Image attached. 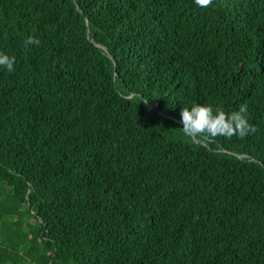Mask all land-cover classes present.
Instances as JSON below:
<instances>
[{"label":"trees","instance_id":"16d2710c","mask_svg":"<svg viewBox=\"0 0 264 264\" xmlns=\"http://www.w3.org/2000/svg\"><path fill=\"white\" fill-rule=\"evenodd\" d=\"M0 51V264H264V0H0Z\"/></svg>","mask_w":264,"mask_h":264},{"label":"clouds","instance_id":"9594fccd","mask_svg":"<svg viewBox=\"0 0 264 264\" xmlns=\"http://www.w3.org/2000/svg\"><path fill=\"white\" fill-rule=\"evenodd\" d=\"M214 0H194V4L201 9H207ZM40 41L29 36L27 45H37ZM16 58L0 51V70L9 73L15 71ZM181 128L183 135L193 144L206 146L217 137L244 138L253 132L254 126L247 116V108L240 106L233 111H224L209 103H193L181 110Z\"/></svg>","mask_w":264,"mask_h":264},{"label":"rangeland","instance_id":"374dc122","mask_svg":"<svg viewBox=\"0 0 264 264\" xmlns=\"http://www.w3.org/2000/svg\"><path fill=\"white\" fill-rule=\"evenodd\" d=\"M2 225L3 224H1L0 225V228H2ZM11 231H14L13 229L11 230ZM15 232H16V230H15ZM17 264H32V263H30L27 259H21V260H19L18 262H17Z\"/></svg>","mask_w":264,"mask_h":264}]
</instances>
